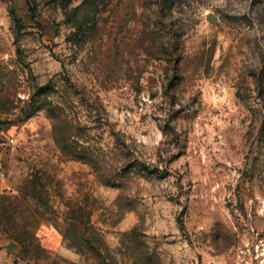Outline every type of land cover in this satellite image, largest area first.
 <instances>
[{"label": "rangeland", "instance_id": "1", "mask_svg": "<svg viewBox=\"0 0 264 264\" xmlns=\"http://www.w3.org/2000/svg\"><path fill=\"white\" fill-rule=\"evenodd\" d=\"M0 157V264H264V0H0Z\"/></svg>", "mask_w": 264, "mask_h": 264}, {"label": "trees", "instance_id": "2", "mask_svg": "<svg viewBox=\"0 0 264 264\" xmlns=\"http://www.w3.org/2000/svg\"><path fill=\"white\" fill-rule=\"evenodd\" d=\"M28 2H30V0H28ZM14 21H15V25H16V28H17V30H18V32H21V30H22V26H21V21H20V19H18V18H15L14 19ZM160 174V173H159ZM161 175H163L164 176V173L163 172H161ZM25 196V195H24ZM36 198V197H35ZM11 209H14V208H11V206H2V208H1V212H3V215H7V213L8 212H10L11 213ZM36 213V212H35ZM2 215H0V225H3L4 223H3V219H2V217H1ZM10 218H11V215H10ZM11 220V219H10ZM3 231L4 232H6L5 231V229H3ZM7 233V232H6ZM23 236H24V234L22 233V232H18V231H14V233H11L10 234V237H11V240H15V241H21V239L23 238Z\"/></svg>", "mask_w": 264, "mask_h": 264}, {"label": "water", "instance_id": "3", "mask_svg": "<svg viewBox=\"0 0 264 264\" xmlns=\"http://www.w3.org/2000/svg\"><path fill=\"white\" fill-rule=\"evenodd\" d=\"M217 17L215 16V15H210L209 17H208V20L209 21H212V22H217ZM15 247V243L14 242H12V243H10L8 246H7V251L8 252H10V251H12V249Z\"/></svg>", "mask_w": 264, "mask_h": 264}, {"label": "built area", "instance_id": "4", "mask_svg": "<svg viewBox=\"0 0 264 264\" xmlns=\"http://www.w3.org/2000/svg\"><path fill=\"white\" fill-rule=\"evenodd\" d=\"M13 142H14V140H11V141H10V144H12Z\"/></svg>", "mask_w": 264, "mask_h": 264}, {"label": "crops", "instance_id": "5", "mask_svg": "<svg viewBox=\"0 0 264 264\" xmlns=\"http://www.w3.org/2000/svg\"><path fill=\"white\" fill-rule=\"evenodd\" d=\"M0 161H1V157H0Z\"/></svg>", "mask_w": 264, "mask_h": 264}]
</instances>
